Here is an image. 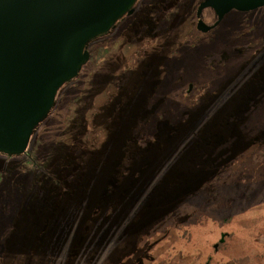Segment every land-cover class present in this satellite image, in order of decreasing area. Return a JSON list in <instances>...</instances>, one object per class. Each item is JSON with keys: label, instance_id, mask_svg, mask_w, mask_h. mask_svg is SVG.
I'll list each match as a JSON object with an SVG mask.
<instances>
[{"label": "rangeland", "instance_id": "1", "mask_svg": "<svg viewBox=\"0 0 264 264\" xmlns=\"http://www.w3.org/2000/svg\"><path fill=\"white\" fill-rule=\"evenodd\" d=\"M202 1L139 0L0 154V264H264V8Z\"/></svg>", "mask_w": 264, "mask_h": 264}, {"label": "water", "instance_id": "2", "mask_svg": "<svg viewBox=\"0 0 264 264\" xmlns=\"http://www.w3.org/2000/svg\"><path fill=\"white\" fill-rule=\"evenodd\" d=\"M138 0H0V154L23 155L58 90L89 60L91 40L130 16ZM264 0H203L196 30L207 33L231 11L248 13ZM210 12L214 23L200 16Z\"/></svg>", "mask_w": 264, "mask_h": 264}, {"label": "flooded vegetation", "instance_id": "3", "mask_svg": "<svg viewBox=\"0 0 264 264\" xmlns=\"http://www.w3.org/2000/svg\"><path fill=\"white\" fill-rule=\"evenodd\" d=\"M138 1H139V0H138ZM136 5H137V3H136ZM263 8H264V7H263ZM134 10H135V9H133V11H134ZM231 12H235V11H231ZM231 12H230V13H231ZM132 13H133V12H132ZM206 13L209 15V17H210V19H211L210 22L208 23V26H211V25L214 23V21H213V17H212V14H211L210 12H206ZM248 13H249V12H248ZM242 14H243V13H242ZM208 15H207V16H208ZM225 16H226V15H225ZM225 16H224V18H225ZM224 18H223V19H224ZM195 19H196V17H195ZM121 20H122V19H121ZM222 21H223V20H222ZM222 21H221V22H222ZM196 22H197V20H196ZM116 24H117V23H116ZM219 25H220V24H219ZM219 25H218V26H219ZM218 26L215 27V28H218ZM215 28H214V29H215ZM88 53H89V52H88ZM25 153H26V151H25ZM25 153H24L22 156H24Z\"/></svg>", "mask_w": 264, "mask_h": 264}, {"label": "trees", "instance_id": "4", "mask_svg": "<svg viewBox=\"0 0 264 264\" xmlns=\"http://www.w3.org/2000/svg\"><path fill=\"white\" fill-rule=\"evenodd\" d=\"M138 2V1H137ZM135 6H136V4H135ZM135 6L133 7V9H135ZM135 11V10H134ZM134 11H133V13L130 15V16H128V15H126L125 17H132L133 16V14H134ZM87 51L89 52V47L87 48ZM90 54V53H89ZM92 59H91V56H90V58H89V60L84 64L85 66L88 64V63H90V61H91ZM83 65V66H84ZM83 66H82V68H83ZM82 68H81V70H82ZM81 70H80V72H81ZM79 72V73H80ZM78 76V75H77ZM77 78V77H76ZM76 78H74V79H76ZM73 79V80H74ZM71 82H72V80H71ZM20 156H22V155H20ZM28 158V157H27ZM105 260V259H104ZM99 264H101V263H99Z\"/></svg>", "mask_w": 264, "mask_h": 264}]
</instances>
